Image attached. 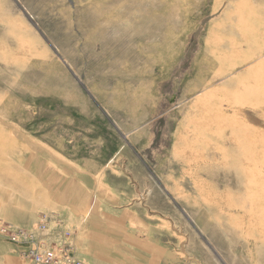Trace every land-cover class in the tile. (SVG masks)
<instances>
[{"label": "rangeland", "instance_id": "obj_1", "mask_svg": "<svg viewBox=\"0 0 264 264\" xmlns=\"http://www.w3.org/2000/svg\"><path fill=\"white\" fill-rule=\"evenodd\" d=\"M264 264V0H0V264Z\"/></svg>", "mask_w": 264, "mask_h": 264}, {"label": "built area", "instance_id": "obj_2", "mask_svg": "<svg viewBox=\"0 0 264 264\" xmlns=\"http://www.w3.org/2000/svg\"><path fill=\"white\" fill-rule=\"evenodd\" d=\"M69 264H76V263L70 262Z\"/></svg>", "mask_w": 264, "mask_h": 264}]
</instances>
